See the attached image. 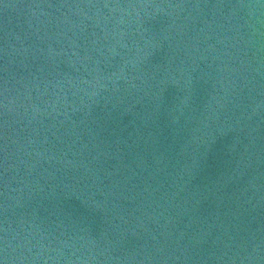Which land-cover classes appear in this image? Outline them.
I'll return each mask as SVG.
<instances>
[{"label": "water", "instance_id": "obj_1", "mask_svg": "<svg viewBox=\"0 0 264 264\" xmlns=\"http://www.w3.org/2000/svg\"><path fill=\"white\" fill-rule=\"evenodd\" d=\"M0 264H264V0H0Z\"/></svg>", "mask_w": 264, "mask_h": 264}]
</instances>
